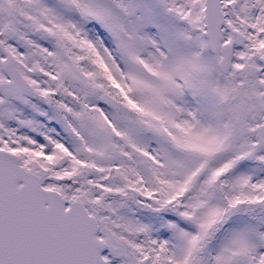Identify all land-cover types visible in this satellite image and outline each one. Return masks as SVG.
<instances>
[{"label":"snow or ice","instance_id":"obj_1","mask_svg":"<svg viewBox=\"0 0 264 264\" xmlns=\"http://www.w3.org/2000/svg\"><path fill=\"white\" fill-rule=\"evenodd\" d=\"M0 264H264V0H0Z\"/></svg>","mask_w":264,"mask_h":264}]
</instances>
